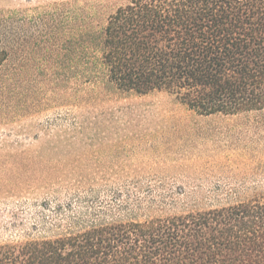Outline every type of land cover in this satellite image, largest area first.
Segmentation results:
<instances>
[{"label":"trees","instance_id":"16d2710c","mask_svg":"<svg viewBox=\"0 0 264 264\" xmlns=\"http://www.w3.org/2000/svg\"><path fill=\"white\" fill-rule=\"evenodd\" d=\"M40 8L0 10L1 119L47 105L42 89L58 88L69 106L89 87L163 92L204 117L264 113V0H65ZM33 39L62 74L18 71ZM0 264H264V194L1 243Z\"/></svg>","mask_w":264,"mask_h":264},{"label":"rangeland","instance_id":"374dc122","mask_svg":"<svg viewBox=\"0 0 264 264\" xmlns=\"http://www.w3.org/2000/svg\"><path fill=\"white\" fill-rule=\"evenodd\" d=\"M62 1L0 0V10L31 14ZM31 42L18 71L62 74ZM90 89L69 106L58 88L42 89L47 105L0 118V244L264 194V113L204 117L163 92Z\"/></svg>","mask_w":264,"mask_h":264}]
</instances>
